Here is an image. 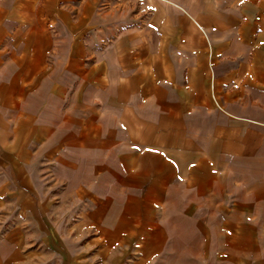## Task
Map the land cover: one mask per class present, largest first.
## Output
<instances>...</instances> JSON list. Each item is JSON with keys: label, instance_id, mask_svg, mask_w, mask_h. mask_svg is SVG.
<instances>
[{"label": "crops", "instance_id": "0c3cea01", "mask_svg": "<svg viewBox=\"0 0 264 264\" xmlns=\"http://www.w3.org/2000/svg\"><path fill=\"white\" fill-rule=\"evenodd\" d=\"M0 264H264V0H0Z\"/></svg>", "mask_w": 264, "mask_h": 264}]
</instances>
